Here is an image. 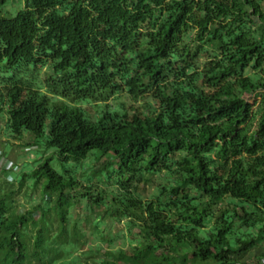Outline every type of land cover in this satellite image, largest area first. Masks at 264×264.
<instances>
[{
  "label": "trees",
  "instance_id": "16d2710c",
  "mask_svg": "<svg viewBox=\"0 0 264 264\" xmlns=\"http://www.w3.org/2000/svg\"><path fill=\"white\" fill-rule=\"evenodd\" d=\"M13 1L0 0V113L14 139L44 138L66 168L47 158L26 175L46 179L43 208H5L12 197L0 195L14 245L26 246L30 224L37 247L52 234L58 193L61 241L85 236L69 223L84 198L86 210L125 221L138 245L104 264H186L187 251L241 264L264 249V0H15L24 8L7 17ZM123 94L144 110L111 108ZM104 158L80 181L75 165ZM99 182L119 192L104 198ZM146 184L157 192L145 199Z\"/></svg>",
  "mask_w": 264,
  "mask_h": 264
},
{
  "label": "rangeland",
  "instance_id": "374dc122",
  "mask_svg": "<svg viewBox=\"0 0 264 264\" xmlns=\"http://www.w3.org/2000/svg\"><path fill=\"white\" fill-rule=\"evenodd\" d=\"M24 8L23 1H13L9 3L4 12L7 17H15ZM38 83L44 86L47 76V67L42 68L38 73ZM44 92H47L46 88ZM52 95V94H51ZM56 100H59L56 98ZM262 98L252 99V104L255 106L257 102H261ZM109 106L118 110L119 113L133 114L137 108L144 110L145 102H134L126 97L125 94L119 98L111 99ZM84 106L90 108L91 112L97 113L100 109L98 103H84ZM100 105H105L101 103ZM35 136L27 132L24 133L23 138L16 140L12 137V133L8 127V115L0 113V153H4V158L11 159L15 162V166L11 170L0 171V195L4 194L12 197L4 201L3 206L10 208L13 204L14 209H22L23 213L33 211L38 205L42 208L47 206L44 201L43 189L46 184V179H36L35 177L26 176L44 163L47 158H54L52 160L53 167L60 173H65L63 163L57 156L55 157V150H46V140L41 138L36 140V146H29L28 143L33 142ZM10 157V158H9ZM3 158L2 156L0 159ZM43 160H42V159ZM105 158L99 161H87L86 166L76 167L80 181H84L88 185L86 176L92 174L95 169L102 167ZM69 166V165H68ZM1 170V169H0ZM158 181L162 179L157 177ZM23 180V181H22ZM97 191L103 189L104 198L114 196L119 192L117 184H107L99 182ZM82 188V187H81ZM81 189H75L72 194H78ZM157 192L155 184H146L142 187L141 196L143 198H151ZM44 197V198H42ZM58 193L52 194L51 210H48V219L53 232L50 236L46 237L44 243L39 247L34 244V238L37 235V229L33 225H29L27 232H23L22 239L25 241L26 246L20 247L11 242V217L9 214L3 216L0 213V264H104L105 261L110 260L109 254L119 253L120 250H127L131 246H137L138 242H132L129 236V230L125 226V221H117L111 219L109 216L98 209L94 211L86 210V204H90L87 198L86 202L81 201L71 208V213L76 214L71 217L69 223L71 224V232L75 231L74 222L79 223V230L85 236L82 237L78 245L69 243L68 241H61L59 236L60 221L58 219L57 211ZM41 210V208H40ZM37 210L34 217H39L41 211ZM22 213V211H21ZM14 215V214H13ZM19 214L14 216L15 218ZM30 216V214H29ZM85 219V220H84ZM99 223V228H95V224ZM81 225V226H80ZM264 254V249L261 251L259 248L250 250L239 258L241 264L248 263L250 260ZM261 254V255H262ZM186 264H207V262L195 259L191 251L186 252ZM179 256V255H177Z\"/></svg>",
  "mask_w": 264,
  "mask_h": 264
},
{
  "label": "built area",
  "instance_id": "2783aa9c",
  "mask_svg": "<svg viewBox=\"0 0 264 264\" xmlns=\"http://www.w3.org/2000/svg\"><path fill=\"white\" fill-rule=\"evenodd\" d=\"M14 167V163L13 161L9 160V159H5L4 157L1 158L0 160V171L2 172V170H11ZM261 264H264V260Z\"/></svg>",
  "mask_w": 264,
  "mask_h": 264
},
{
  "label": "crops",
  "instance_id": "0c3cea01",
  "mask_svg": "<svg viewBox=\"0 0 264 264\" xmlns=\"http://www.w3.org/2000/svg\"><path fill=\"white\" fill-rule=\"evenodd\" d=\"M1 156L4 157L5 154H4V153H0V157H1ZM9 158H10V157H9ZM0 160H1V159H0ZM9 160H11V159H9ZM0 177H1V175H0ZM0 183H1V182H0ZM261 251H262V250H261ZM260 253H261V252H260ZM261 254H262V253H261ZM261 254H260V255H261Z\"/></svg>",
  "mask_w": 264,
  "mask_h": 264
}]
</instances>
